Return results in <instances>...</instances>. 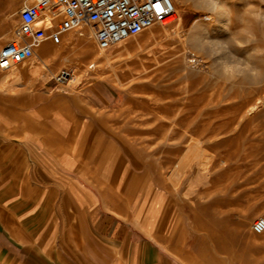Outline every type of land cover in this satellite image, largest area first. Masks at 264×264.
Returning a JSON list of instances; mask_svg holds the SVG:
<instances>
[{
    "label": "rangeland",
    "instance_id": "obj_1",
    "mask_svg": "<svg viewBox=\"0 0 264 264\" xmlns=\"http://www.w3.org/2000/svg\"><path fill=\"white\" fill-rule=\"evenodd\" d=\"M33 1L0 0V46L14 34L18 9ZM173 2L180 22L172 28L181 38L171 33V38L154 43L146 30L131 37L133 41L144 38L143 48L130 47L132 55L127 57L120 52L124 42L112 45L107 51L120 54L112 65L97 64L95 70L86 66L89 56H80V71L88 76L74 75L82 80L71 94L61 92L53 78L44 80L40 75L0 85V114L8 118L0 116L4 122L0 124V170L14 148L22 149L23 135L30 146L28 133L48 132L43 118L49 110L40 109L35 119L28 109L29 101L38 100L32 94L45 93L41 101L54 102L72 123L67 145L77 139L63 152L62 164L74 162L71 154L76 148L83 157L78 161L90 171L101 170L99 176L106 180L111 169L115 171L120 175L115 183L99 186L114 202L125 206L130 202L129 209L137 219L145 218L147 227L163 201L160 230L173 262L264 264V233L251 229L255 218L264 216V0H222L234 13L231 24L224 17L208 19L209 13L193 11L186 0ZM195 21L202 28L199 35L228 40L236 55L231 63L217 65L219 57L198 58V71L190 69L185 37ZM160 26L155 24L154 29ZM70 32L62 36V53H70L80 42H92L97 51L93 39ZM48 33L45 30L43 41L54 47ZM73 64L55 61L50 66L58 72ZM256 97L261 99L258 108L239 120ZM190 135L202 142L193 157H185ZM199 157L206 159L204 171L199 170ZM88 158L94 159L85 162ZM30 161L25 157L23 163L26 181L34 166ZM24 191L27 197L33 189ZM8 194L15 197L16 190ZM4 197L0 194V246H12L22 240L18 235L27 227L17 221L14 204H2Z\"/></svg>",
    "mask_w": 264,
    "mask_h": 264
},
{
    "label": "crops",
    "instance_id": "obj_2",
    "mask_svg": "<svg viewBox=\"0 0 264 264\" xmlns=\"http://www.w3.org/2000/svg\"><path fill=\"white\" fill-rule=\"evenodd\" d=\"M44 95L32 94L38 100L29 101L28 109L35 119L40 109L49 110L43 118L48 132L44 136L28 133L30 146L23 135L21 151L14 148L0 170L1 197L16 190V196L8 194L2 204H14L17 221L27 227L18 235L22 240L0 246V264H176L167 254V240L161 236L163 201L147 227L145 218L137 219L129 209L130 202L126 206L114 202L99 186L102 182L115 183L120 176L115 171L111 169L108 181L98 171H90L78 162L83 157L76 148L71 154L74 162L63 165V152H68L77 139L75 136L67 145L72 139V123L54 102L41 101ZM54 141L57 146L52 145ZM25 157L34 165L28 170L27 181ZM25 189L33 192L24 197Z\"/></svg>",
    "mask_w": 264,
    "mask_h": 264
},
{
    "label": "built area",
    "instance_id": "obj_3",
    "mask_svg": "<svg viewBox=\"0 0 264 264\" xmlns=\"http://www.w3.org/2000/svg\"><path fill=\"white\" fill-rule=\"evenodd\" d=\"M162 12L158 13L155 4ZM175 11L173 0H35L18 9V21L12 38L0 46V70L28 60L33 47L42 40L45 29L39 23L54 24L48 33L53 44H60L62 36L74 31L78 36L93 39L97 48L107 49L129 35L161 24ZM188 62L200 64L190 52ZM72 76L70 68H61L51 77L58 86L66 85ZM72 88L62 91L68 94ZM254 233L264 232V216L251 224Z\"/></svg>",
    "mask_w": 264,
    "mask_h": 264
},
{
    "label": "bare ground",
    "instance_id": "obj_4",
    "mask_svg": "<svg viewBox=\"0 0 264 264\" xmlns=\"http://www.w3.org/2000/svg\"><path fill=\"white\" fill-rule=\"evenodd\" d=\"M25 4H27V3H25ZM176 12H177V10L175 8L174 13L172 15H170L168 18H166L160 24L161 26L157 30L154 29L155 28L154 27L155 24H153V25L143 29L142 31H140V32H138V33H136L134 35H129L128 37L124 38L121 42H124L125 45H124L122 51H120V52H124V53H126L127 57H130L132 55L130 53V47H141V48H143L141 46V43H142V41L145 40L144 38L140 39V40L136 39L135 41H133L131 39V37L132 36L135 37V35H137V34L138 35L142 34L143 32H146V30L150 31L151 32V36L153 38H155V42L154 43H161L160 42L161 39H165V37H168V36L170 37L171 33L177 34L181 38L180 32L179 31H175L172 28L174 26H179L180 16L178 14H176ZM41 22L44 23L43 27H44L45 30L50 32L52 29H54V26H53L54 24H47V21H43V20ZM196 22L197 21H195L193 23L194 27L196 26L199 31H202V28ZM3 27L6 30H8L9 29L8 23L4 22ZM86 37L89 38L88 36H86ZM158 37H159V39H158ZM44 39H46V36L42 40L39 41V43L36 45L37 47L35 46L36 48L33 47V55L28 59L29 60L28 63H26V61H27L26 60V61H23V62L18 63V64H13L8 69L1 70V71H3V73L0 75V85L8 86V85L16 82L18 79L20 80L22 78H26V77H30V76H36V75H38V76L40 75V76L43 77L42 79L47 80L48 78H51V77L56 75V72L53 71L51 69V66H50L52 62L57 61V62H60L61 64L62 63L66 64L67 62H71V63L74 62V64L71 65V67H70V68H73V70H72V76H71L69 82L66 85H60L58 87L59 89L61 88L62 90L71 87L72 89L68 93V94H71V93L74 92L73 88H75L77 85H79L81 80H82V78H78V76L75 77L74 75L76 73H78V72H81L82 73V77L83 76H88V72L80 71V59H79L80 56H83V55L89 56V61L86 64V66H87L88 69L95 70V67L97 66V64L100 67H103L104 64L105 65H107V64L112 65V62H114V58H116V55L120 54V52H118V50H117V52H114V51L113 52H108L107 51L108 48L107 49H99V48H97V51L94 52L93 51V46L91 44L92 42L91 43L90 42L77 43V44L72 46L73 48L71 49L70 53H62L61 50L59 49V45L60 44H55L54 47H47L46 43L43 41ZM93 43H94V41H93ZM154 43H151V45H153ZM184 49H186V48L183 46V50ZM185 60H186L187 65L191 64L190 62H188L186 57H185ZM260 101H261V99L256 97V99H254L253 102L249 103L247 105L245 111L238 116L239 120L242 119L243 117H245L247 114H251L252 112H254L258 108V104L257 103L260 102ZM262 104H264V103H262ZM185 141H186L185 150L187 152L185 157H188V156H192L193 157L195 155L194 152L200 147V144H201L202 141H201V139L198 136H195V135H190L188 138H186ZM202 158L200 159V157H199L198 162L196 161L198 166H199V170L200 171H204V169L207 167V166L205 167V162H206L205 160L206 159H202ZM78 162H80V161H78ZM91 171H92V169H91ZM98 172H101V170H98ZM198 177H200V176H198ZM114 188H117V187L115 186ZM122 197L123 196H121V198ZM3 214H4V212H3ZM201 218H204V217H201ZM199 221H201V220L199 219ZM242 224H245V223H242ZM212 228H214V227H212ZM261 233H264V232H261Z\"/></svg>",
    "mask_w": 264,
    "mask_h": 264
},
{
    "label": "clouds",
    "instance_id": "obj_5",
    "mask_svg": "<svg viewBox=\"0 0 264 264\" xmlns=\"http://www.w3.org/2000/svg\"><path fill=\"white\" fill-rule=\"evenodd\" d=\"M191 9L195 12L209 13L208 19L216 17L227 18L229 24L232 23L234 13L227 7L222 0H186ZM199 30L195 26L185 37L186 43L191 54L197 58H207L209 60L221 58L217 60V65L231 63L233 57H236L231 51L232 46L227 41L212 40L198 34ZM192 71H198L199 65L192 63L189 65ZM255 83V82H253Z\"/></svg>",
    "mask_w": 264,
    "mask_h": 264
},
{
    "label": "snow or ice",
    "instance_id": "obj_6",
    "mask_svg": "<svg viewBox=\"0 0 264 264\" xmlns=\"http://www.w3.org/2000/svg\"><path fill=\"white\" fill-rule=\"evenodd\" d=\"M155 8H156V11H157L158 13H160V12L163 11V9L161 8V6H160L159 3L155 4Z\"/></svg>",
    "mask_w": 264,
    "mask_h": 264
}]
</instances>
